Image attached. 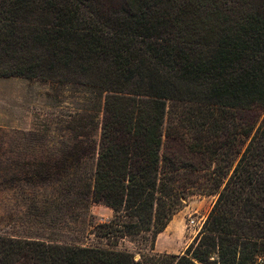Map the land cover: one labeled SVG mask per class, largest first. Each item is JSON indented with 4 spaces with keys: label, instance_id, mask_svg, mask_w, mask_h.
Here are the masks:
<instances>
[{
    "label": "trees",
    "instance_id": "1",
    "mask_svg": "<svg viewBox=\"0 0 264 264\" xmlns=\"http://www.w3.org/2000/svg\"><path fill=\"white\" fill-rule=\"evenodd\" d=\"M0 78L48 84L54 99L65 90L82 103L61 158L23 161L0 185L33 199L47 190L68 212L113 213L89 224L97 244L0 232V264L264 257V0H0ZM195 194L216 196L199 234L180 256L153 253ZM143 234L147 256L118 248Z\"/></svg>",
    "mask_w": 264,
    "mask_h": 264
},
{
    "label": "rangeland",
    "instance_id": "2",
    "mask_svg": "<svg viewBox=\"0 0 264 264\" xmlns=\"http://www.w3.org/2000/svg\"><path fill=\"white\" fill-rule=\"evenodd\" d=\"M59 95L54 99L48 84L0 78V176H5L4 180L13 174L20 175L23 161L36 163L61 158L57 153L71 141L66 126L72 117L82 114L78 110L82 103L79 99L73 100L65 90ZM196 176L203 180L205 173ZM47 193L38 189L33 199L29 189L22 193L20 188L0 185V232L79 245L100 243L89 233L90 225L110 221L113 217L110 209L90 205L87 211L78 207L68 212L61 203L53 204ZM215 200L214 195L188 196L170 220L173 227L165 236L170 245L165 253L157 255H182L201 231ZM192 219L198 223L195 231L188 228ZM151 243V235L143 234L119 241L118 248L129 250L139 260L151 253Z\"/></svg>",
    "mask_w": 264,
    "mask_h": 264
},
{
    "label": "crops",
    "instance_id": "3",
    "mask_svg": "<svg viewBox=\"0 0 264 264\" xmlns=\"http://www.w3.org/2000/svg\"><path fill=\"white\" fill-rule=\"evenodd\" d=\"M173 227V221H170V223L167 225L165 230L161 233H159L154 241V249L153 252L156 254H163L165 253V250H167L168 246L170 245L169 242H166L165 236L171 230Z\"/></svg>",
    "mask_w": 264,
    "mask_h": 264
},
{
    "label": "built area",
    "instance_id": "4",
    "mask_svg": "<svg viewBox=\"0 0 264 264\" xmlns=\"http://www.w3.org/2000/svg\"><path fill=\"white\" fill-rule=\"evenodd\" d=\"M198 227V223L195 222V220H190L188 222V228L192 231H195V228ZM255 264H264V260L262 258H258L256 261H255Z\"/></svg>",
    "mask_w": 264,
    "mask_h": 264
}]
</instances>
